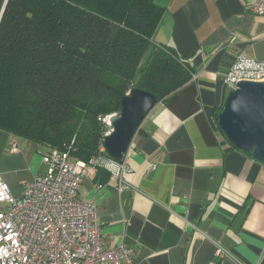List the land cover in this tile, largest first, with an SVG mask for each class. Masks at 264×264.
Returning a JSON list of instances; mask_svg holds the SVG:
<instances>
[{"label":"crops","instance_id":"obj_1","mask_svg":"<svg viewBox=\"0 0 264 264\" xmlns=\"http://www.w3.org/2000/svg\"><path fill=\"white\" fill-rule=\"evenodd\" d=\"M255 1L157 0L165 13L153 41L173 46L193 77L135 132L125 152L130 186L119 192L117 176L94 166L80 190L97 204L103 244L123 240L134 264H264V163L233 145L217 118L235 59L264 60ZM15 139L0 129V174L19 198L46 165L35 142L32 153L24 144L13 152ZM218 245L228 253L217 255Z\"/></svg>","mask_w":264,"mask_h":264},{"label":"trees","instance_id":"obj_2","mask_svg":"<svg viewBox=\"0 0 264 264\" xmlns=\"http://www.w3.org/2000/svg\"><path fill=\"white\" fill-rule=\"evenodd\" d=\"M164 13L156 0H0V129L96 156L112 129L103 117L132 87L159 102L193 77L153 41Z\"/></svg>","mask_w":264,"mask_h":264},{"label":"built area","instance_id":"obj_3","mask_svg":"<svg viewBox=\"0 0 264 264\" xmlns=\"http://www.w3.org/2000/svg\"><path fill=\"white\" fill-rule=\"evenodd\" d=\"M251 10L264 15V0H256ZM241 80H264V60L238 56L225 83L233 90ZM112 114L103 121L110 125ZM11 148L20 151L17 139ZM41 154L46 172L26 182L19 198L0 174V264H134V250L123 240L115 246L103 244L97 204L80 193L84 177L94 166L117 176L119 192L128 188L126 174L132 169L126 154L116 159L104 142L88 161L73 160L71 147L43 148ZM227 253L218 245L217 255Z\"/></svg>","mask_w":264,"mask_h":264},{"label":"water","instance_id":"obj_4","mask_svg":"<svg viewBox=\"0 0 264 264\" xmlns=\"http://www.w3.org/2000/svg\"><path fill=\"white\" fill-rule=\"evenodd\" d=\"M154 92L132 87L122 98L119 113L110 116L112 129L104 145L113 157H121L128 149L143 119L156 105ZM219 127L239 149L264 163V80H241L229 90L222 110L217 115Z\"/></svg>","mask_w":264,"mask_h":264},{"label":"rangeland","instance_id":"obj_5","mask_svg":"<svg viewBox=\"0 0 264 264\" xmlns=\"http://www.w3.org/2000/svg\"><path fill=\"white\" fill-rule=\"evenodd\" d=\"M157 1V0H156ZM114 114V113H113ZM110 131V130H109ZM108 131V132H109ZM17 140H18V142H19V144H20V146L23 148V144L24 145H27V151H28V153H32L33 152V149H34V147H36L35 145V143H33L32 141H29L28 139H25V138H22V137H17ZM40 146V148L41 149H43V148H46V147H49V146H47V145H39ZM66 147H68V146H66ZM65 147V148H66ZM37 148V147H36Z\"/></svg>","mask_w":264,"mask_h":264}]
</instances>
